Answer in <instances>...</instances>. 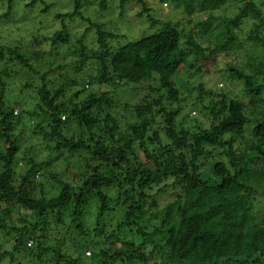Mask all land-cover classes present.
Listing matches in <instances>:
<instances>
[{
    "label": "clouds",
    "instance_id": "9594fccd",
    "mask_svg": "<svg viewBox=\"0 0 264 264\" xmlns=\"http://www.w3.org/2000/svg\"><path fill=\"white\" fill-rule=\"evenodd\" d=\"M0 264H264V0H0Z\"/></svg>",
    "mask_w": 264,
    "mask_h": 264
}]
</instances>
